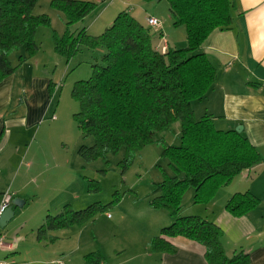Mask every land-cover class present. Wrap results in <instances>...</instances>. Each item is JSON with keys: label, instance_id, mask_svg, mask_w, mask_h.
I'll return each instance as SVG.
<instances>
[{"label": "trees", "instance_id": "obj_1", "mask_svg": "<svg viewBox=\"0 0 264 264\" xmlns=\"http://www.w3.org/2000/svg\"><path fill=\"white\" fill-rule=\"evenodd\" d=\"M37 2L0 0V81L16 69L8 60L12 51L24 47L28 56L37 51L36 27L49 25L45 14L33 13ZM167 2L174 24L185 27L186 46H167L162 53L153 44L155 34L150 26L141 24L127 12H120L100 34L90 35L85 29L74 34L69 26L82 20L94 4L51 0L53 8L62 13L66 26L61 35L53 33L54 50L69 59L80 45L99 49V58L91 64V76L76 81L71 90L79 102L74 116L80 133L83 137H94L93 144L80 145L77 151L83 159L93 160L106 158L123 148L121 167L125 169L135 150L152 143L156 133H164L179 122L180 143L164 144L162 150L170 172L163 171L158 195L149 202L153 208L168 211L173 222L151 238L150 248L171 250L166 238L183 236L204 247L207 264H246L248 256L244 253L226 256L220 241L222 232L216 224L196 215L179 214L181 198L188 188L194 190L193 203H206L219 187L262 161L242 131L217 129L210 116L196 119L190 106L192 100L204 96L214 81V67L197 50L214 29L229 27L230 1ZM52 89L50 82L49 94ZM256 203L257 198L250 193H236L225 208L238 216ZM97 206L94 203L74 210L65 204L58 214L44 217L36 229L37 239H47L48 230L83 224L91 210L105 207ZM85 264H106V261L99 252H91L85 255Z\"/></svg>", "mask_w": 264, "mask_h": 264}, {"label": "crops", "instance_id": "obj_2", "mask_svg": "<svg viewBox=\"0 0 264 264\" xmlns=\"http://www.w3.org/2000/svg\"><path fill=\"white\" fill-rule=\"evenodd\" d=\"M229 1L232 18L229 27L214 29L197 50L214 67V81L204 96L192 100L190 106L196 119L210 116L217 129H235L240 125L262 161L241 171L227 185L219 187L206 203H193L192 188L183 206L188 188L181 198L179 214L196 215L216 224L222 232L220 241L226 256L244 253L248 256L246 264H264V0ZM150 31L154 32L153 44L157 45L163 36L162 30L150 27ZM34 41L38 52L40 45L35 38ZM166 45L176 47L168 41ZM185 46L186 43L176 48ZM32 56L27 55L24 47L12 51L8 60L16 69L0 81V204L5 191L12 198L22 199V207H15L14 215L22 212L23 207H28L37 195L28 192V187L36 184L39 177L35 155L26 162V169H21L28 155V151H25V147H29L26 136L50 107L48 88L51 80L47 76L37 78L29 74L25 79L23 73L21 81L16 79L18 69L24 68ZM13 103H21L23 110L9 113L8 107ZM179 129L177 125L178 132ZM244 192L257 198V203L247 212L235 216L225 208L226 203L232 195ZM68 193L78 200L77 191L71 189ZM152 195L155 197L158 191ZM152 198L146 197L147 205H144L142 212L152 217L161 212L165 217L159 219L157 216L139 238L106 246L93 236L89 238L85 235L86 224H71L48 230L47 239L38 240L35 230L36 239L27 241V236L19 233L23 225L9 235L0 233L6 242L13 243L9 249H0V259H5L7 264H85L86 254L99 252L106 264H207L204 247L183 236L166 238L171 250L154 251L150 248L151 238L158 235L162 227L173 222L168 211L149 204ZM65 204L73 207L70 197H56L53 213L58 214Z\"/></svg>", "mask_w": 264, "mask_h": 264}, {"label": "rangeland", "instance_id": "obj_3", "mask_svg": "<svg viewBox=\"0 0 264 264\" xmlns=\"http://www.w3.org/2000/svg\"><path fill=\"white\" fill-rule=\"evenodd\" d=\"M83 1L92 2L94 8L82 20L69 26L70 32L74 34L81 29H85L90 35L100 34L120 12H127L143 25H147V16H155L163 38L171 46L180 47L186 43L185 27L174 24L167 0ZM33 13L45 14L49 25L40 24L36 27L34 38L40 45V50L24 68L18 69L16 79L21 81L23 73L25 79L29 74L37 78L47 76L53 89L49 94L50 107L47 113L33 127L29 136H26L29 147H25V151H28V155L24 158L21 169H26V162L35 155L39 177L35 186L32 184L28 187V192L37 195L28 207H23L22 212L14 215L4 228H0V233L9 235L24 225L19 233L25 234L27 241L36 239L35 230L46 214H54L52 207L56 197H70L74 210L85 209L94 203L96 206H105L103 209L91 210L83 223L86 224L85 235L89 238L93 236V239L104 242L106 246L139 238L157 216L159 219L165 217L161 212V215L149 216L142 212V208L147 205L146 197L152 198V194L159 189L163 171L170 172L162 150L164 144L180 143L177 131L179 122L172 124L164 133H156L152 143L135 150L125 169L121 167L125 155L123 148L106 158L83 159L77 151L78 147L90 146L94 137H83L80 133L74 116L79 110V102L71 90L76 81L86 80L91 76V64L99 58V49L80 45L69 59L54 53L52 35L54 32L61 35L66 27L62 13L53 8L51 0H38ZM22 110L21 103H13L8 107L9 113ZM71 189L78 192V200L68 193ZM191 191L192 188H189L186 192L183 206Z\"/></svg>", "mask_w": 264, "mask_h": 264}, {"label": "built area", "instance_id": "obj_4", "mask_svg": "<svg viewBox=\"0 0 264 264\" xmlns=\"http://www.w3.org/2000/svg\"><path fill=\"white\" fill-rule=\"evenodd\" d=\"M146 24L150 27L158 28L159 22L156 17L153 16H147L146 17ZM156 49L161 51L162 53L166 51L167 45L166 41L163 38V36L160 37L159 43L156 45ZM12 200V196L8 191H5L2 194V201L0 204V215L5 210L7 206L10 205ZM12 242H6L3 237H0V249H9L12 246ZM0 264H7L5 259H0Z\"/></svg>", "mask_w": 264, "mask_h": 264}, {"label": "water", "instance_id": "obj_5", "mask_svg": "<svg viewBox=\"0 0 264 264\" xmlns=\"http://www.w3.org/2000/svg\"><path fill=\"white\" fill-rule=\"evenodd\" d=\"M235 130L238 132L241 131V126L240 125L236 126ZM23 202L24 201L18 197L12 198L10 205L7 206L0 215V228L1 229L4 228L6 224L11 220V218L14 216V208L22 207Z\"/></svg>", "mask_w": 264, "mask_h": 264}]
</instances>
